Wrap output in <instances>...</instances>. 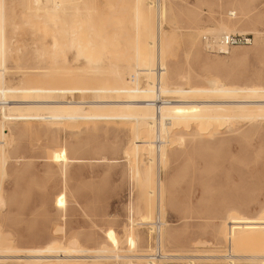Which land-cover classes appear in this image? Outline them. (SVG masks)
<instances>
[{
    "label": "rangeland",
    "instance_id": "obj_1",
    "mask_svg": "<svg viewBox=\"0 0 264 264\" xmlns=\"http://www.w3.org/2000/svg\"><path fill=\"white\" fill-rule=\"evenodd\" d=\"M18 1L5 0L8 2L5 3V9L9 18L7 15L5 17L10 22L5 21V25L8 23L4 28L5 37L11 40L9 48L12 52L8 53L11 57L7 54L6 58V65L10 71L6 77L11 85H17L19 79L20 81L31 80L36 88H43L44 95L52 96L55 95L53 92L58 93L60 89L62 90L63 87L59 86L61 83L64 87L67 85L65 88H71L79 82L81 79L79 76L84 78L85 75L79 74L78 76V73L71 71L73 68L75 71L76 66L87 67V63L81 57L78 58V53H76L77 50L79 51L78 44L80 51L83 48L85 49L83 52L87 51L84 54H90L89 58H95L92 55H96L98 58H95V63H100L101 66L108 65L110 61H117V59L125 64V61L119 57L128 58V55H132L136 50L133 45L136 42L135 37L140 35V27L138 29L137 26H133L137 22L135 18L142 12L143 15L145 13L142 5L140 12L138 7L140 5L136 0H84L86 3L81 1L83 6H81L80 0H70L74 5H70L69 0H66V3L61 2L64 0H59L63 4L62 6L59 4L61 9H55V11L54 4L50 2L49 6L53 10L50 8L52 11L41 14L43 17L39 15L44 20L41 18L33 20L34 16L32 17V14L25 10L24 3L20 4L21 1ZM76 2L78 3L76 4ZM161 3L164 4H162L164 7L166 6L162 29L169 35L173 34L171 45L166 52L168 56L164 57L167 83L205 85L206 78L215 74L227 83L245 85L258 81L264 84V72L261 71L259 79L255 77V74L259 73L261 69V58H257L254 53L256 46L264 47L262 35L264 31V0H255L252 8L247 12L242 10L235 0H163ZM125 4L129 6L126 9ZM75 5L77 6L75 7ZM18 6H24V8ZM62 8L67 11L63 12ZM68 8L71 12L68 11ZM22 9L24 15H21ZM229 9L235 11L231 16L227 12ZM72 10L76 11V14ZM90 10L92 11L90 12ZM96 12H98V17L95 16ZM114 12L117 14H113ZM48 13H53V16L56 13L58 17L56 18L59 20L55 17L52 18V15H47ZM88 13L92 14L88 15ZM143 15H141L142 19ZM89 16L94 19L97 17L98 21L92 18L96 23H88L91 22ZM102 16H109L110 19L107 17L109 20H105ZM251 16H260L262 21L251 24L247 21V18ZM69 17L71 18L69 19ZM77 17L79 21L76 19ZM82 19L90 26L80 22ZM136 19L138 20V17ZM61 20H64V23ZM74 20L81 23V28L80 23L77 26L78 23H75ZM143 20L138 21L143 22ZM25 23L28 25H24ZM84 24L85 27L87 26L86 28H82ZM91 24H97V26L100 24L101 27L95 26V28L93 25L91 28ZM219 24L226 25L234 33L241 31L250 33L254 29H258L261 34L257 38L256 46L255 39L253 40L254 45L251 43L235 46L233 47L235 48V59H226L222 58L223 54L207 50L202 39L205 34H200L196 38L193 34L195 29L204 27L216 29ZM11 25L14 26L11 27ZM64 25H67L66 34L63 31L65 30ZM15 26L17 30H15ZM74 26L79 27L80 30L75 29ZM94 28L102 34L98 33L97 35V32L93 31ZM88 29L93 34L90 35L91 32H89L90 37L87 33ZM71 31L77 35H72ZM105 33L107 34L105 35ZM123 33H126L127 39L128 36L133 35L129 38L133 39L130 40L133 41V44L129 39L125 40ZM94 34L98 40L96 36L94 38ZM112 34L114 36L121 35L123 38L121 36L120 39L116 38L119 37L118 35L113 37ZM73 36H77L74 41L77 45L70 48L69 39ZM84 36H88V38L86 39ZM193 37L195 42H192ZM85 40L90 41L87 44ZM91 41L93 44L90 43ZM97 41H99L100 47L96 43ZM101 42L104 43V48H102ZM128 42L132 46L128 47ZM82 43L87 46L84 47ZM110 43L113 44V47L110 46ZM98 47L100 51L96 50L98 52L96 53L94 49H98ZM110 47L113 48V51ZM105 48L106 53H104ZM126 49L132 54L126 53ZM98 54L100 55L98 56ZM113 54L119 55V57H114ZM38 56L39 58H37ZM221 59H224V63L221 62ZM30 66L46 67L48 71L44 75L46 74L48 77L29 72H25V75L21 71ZM55 69L56 71H54ZM67 69H70L72 75L68 74ZM155 70L157 71V69ZM53 72L54 74H52ZM23 73L24 75H21ZM67 74L71 77L68 78ZM178 74L189 75L186 81H181L177 78ZM103 75L105 76V74H101V76L98 74L89 76V78L91 77L93 80L97 76L98 80L101 77L103 81L105 78L104 82H106L107 77ZM35 77L38 78L34 79ZM73 77L77 78L76 84ZM86 77L88 78V76ZM43 78L48 80L47 88L50 89L46 88L45 90L47 83L44 84V87ZM87 78L83 79L87 80L85 83L83 80L81 83L86 84L88 81L90 84L97 83L95 80L90 82L91 80ZM51 81L56 84L60 83L57 84L59 86L57 91L58 86L50 85ZM37 84L39 85L37 86ZM13 121H8L12 129L7 136V141L10 142L6 141L7 144L4 142L0 145V149L5 152L4 154L0 150L5 156L0 153V157L3 156L1 159L5 161L0 159V242H7L13 246L30 247L32 251L25 257L27 264L53 263L54 260L47 259L50 252L49 247L52 244L63 242L73 243L76 240L86 247H95L102 243L105 246L108 245L106 248L108 247L110 252L118 247H128L124 239L127 231L131 230L133 232L136 230L137 236H135L138 241L136 249H144L152 238L147 227H150L157 212L164 220L161 228V240L164 248L191 254L195 258H202V260L187 261L188 264H229L225 261V255L228 251L230 253V242L225 235V230L229 226V230L232 231V225L227 223V219L264 217L263 120L250 123L242 120L211 122L207 126L198 120L194 123H186L187 126L181 124L175 128V136L180 135L181 137L178 140L171 138V142L166 144L165 152L150 150L149 159L146 165L144 164L147 174L143 175L140 174L141 171L137 170V167L142 168L143 162L137 163L132 154L126 158L125 146L132 137L131 132L134 131L129 122L121 124L116 120H103V123L100 120L97 123V121L84 120L91 123L89 122L90 124L87 125L82 121L85 124L79 125L81 121L79 123L75 121L74 124L73 121H66L62 125L67 126L61 127L60 123L53 122L55 126L52 122L50 125L44 120V124H41L43 121L40 120L27 122L30 125L33 123L32 126L27 123L26 125V121H23V125L20 120ZM175 121L181 120L175 119ZM71 123L74 127H70ZM133 138L135 143L139 139L136 133H133ZM53 149H65L66 160L68 157L71 158L69 160L72 162H69L65 167L63 176L61 174L62 165L50 159V155L59 153ZM63 196L64 198H62ZM130 206H135L133 212H130ZM76 237L78 238L76 239ZM110 240L114 243H109ZM109 245L116 246V248ZM226 250L228 251L225 252ZM109 251H107L108 254H111ZM203 251L205 255L209 256H202L204 255ZM198 252L200 255H196ZM104 253L101 252V254ZM62 255H64V251ZM246 257L248 256H236V264H241V262L246 264L245 262L249 259L252 264L260 261V256ZM257 257L258 259H256ZM55 262L57 264L59 261ZM67 262L70 264H111L108 259L92 261L71 259ZM67 262L64 264H69ZM0 264H10V262L5 260ZM59 264L63 263L59 262Z\"/></svg>",
    "mask_w": 264,
    "mask_h": 264
},
{
    "label": "bare ground",
    "instance_id": "obj_2",
    "mask_svg": "<svg viewBox=\"0 0 264 264\" xmlns=\"http://www.w3.org/2000/svg\"><path fill=\"white\" fill-rule=\"evenodd\" d=\"M19 1H21V2H19ZM19 1L18 2L20 4L24 3L25 10L27 12H30L32 14V17L34 16L33 20L39 19V18H41L40 16H42L44 13L53 10L49 6L50 2H51V4L52 3L54 4V7H53L54 10L60 8L59 4H61V2L66 3V0L61 1V2L59 0H19ZM81 1H83V3H86L84 0H80V2ZM136 1H137V4L140 5V6H138L140 8L139 9L140 12L142 10V7H144L143 11H145L144 15L142 12L139 15L140 17L137 16L139 21L144 19L143 22H139L136 19L137 18L136 17L135 21H137V22H135L136 25L133 26V27L137 26L138 29L140 27V29H139L140 35L138 34V37L137 38L135 37L136 42L133 45V46H135L136 50H135V52L133 51L134 53L132 54L131 51L128 52L126 49V53L132 54V55H128L129 56L128 58H126L124 56L119 57V55L116 56V54H113V55H115L114 57H119V59H122L123 61H125V64L122 63L121 60L117 59V61H119V62H117L116 60L115 61L112 60V61H110V63H108V65L101 66L100 63H95V61H96L95 58H98L96 55L91 53V54H93L92 56H94L95 58L90 57V58H92V59H90L89 58L90 54H84L85 52H87V51L83 52V50H85V49L82 48L81 49L82 51H80V45L79 44L77 45V43L74 42L76 40L77 36L76 37L73 36L74 39H73V37H70V39H71V40L69 39L70 48H74L77 45V48L79 49V51L78 50L76 51V53H78V58L81 57V59L87 63V67L86 66H82V67L76 66L75 67L76 70L74 71L73 70L74 68H73L71 71L78 73V76L80 74V75L88 76V78H89V76L92 77L93 75L100 74V76H101V74H105V76L107 77V81L104 82L105 78H103L104 79V81H103L102 78L99 76L100 80L103 81L102 82V81L98 80L99 78H97V76H95L97 79L95 77L93 80L91 77L89 79L91 80L90 82L95 80V82H97V83L90 84V83H88L89 82L88 81L86 84H82L83 83L82 80L86 79L87 77L85 78V76H84V78H83V76L82 77L79 76V78H81V79H79V82H77V84H76L77 78L73 77V80L75 79V81H74L76 84L75 86H73L71 88H65L67 85L64 87L61 85L62 83L61 84L59 83L60 85L57 83L60 87H63L62 90L60 89V92H58V93L56 92L57 94L55 92H53L55 95L46 96L43 94V90H42L43 88L42 89L36 88L33 85V81H31L30 79H29L30 81H27V79H26V81H23V80L20 81V79H19L20 83L18 82L17 85H11L8 83L9 81H7L6 75H8L7 73L10 71L6 65V60H7L6 58L9 55L8 53L11 52L10 51L11 49L9 48V46H10L9 43L11 44V42H10L11 40H10V38L8 40L5 37V29L4 28L10 22L8 21L9 19H7L5 17L8 13V12L6 13L5 3L7 4L8 2H5V0H0V145L7 141V138H8L7 136L9 134V131L12 130L8 124L9 120H14V121L20 120V121H22L21 125H23V121L24 122L26 121L25 122V124H26L27 122L32 121V120H40V121L44 120L45 122H48L50 125H51L50 122H52V124H53V122L56 124L60 123L61 127L67 126L66 124H65L66 126L62 125V123H65L66 121H73V124L75 121H78V123L81 121L79 123V125L81 123L82 124L87 123V125H88V123L90 121L85 122L84 120L97 121V123L100 120H102V121L103 120H106V121H108V120H110V121L114 120L115 121L116 120V121L121 122V124L124 122H126V123L129 122V125L132 126L131 127L132 130L134 128V131L131 132L132 137H130L131 139L127 143V146H125V152L127 153V155L125 152H124V154L127 156L126 158H128V156L130 157V155L132 154L135 157V160L137 163L143 162L142 168L137 167V170L141 171L140 174L143 175V174H147V172L144 170V167L146 165V162L149 159L150 150L165 152L166 144H168L169 141L171 142V140H172L171 138H173V140L177 138L176 140H178L181 137L180 135L175 136V128L181 124L184 125L186 123H194V122H196V120L201 121L202 123H204L205 126L211 124V122L221 123V122L230 121V120L231 121L232 120H242V121H246L247 123H250L253 121L258 122L259 120L264 121V84L259 83L258 81L254 82V83H247L245 85H237V84H233V83H227V82H225V80L223 81V79L220 78L219 76H217L215 74H213V75L211 74V76H208L206 78V84L205 85H190L188 83H185V85H173V84L167 83V74H166V67L164 65V61H165L164 59L168 56V55H166V52L171 45V39L173 37V34L171 33L172 35L171 34L169 35L165 30L162 29V23L164 22V19H165V13H166L165 7L166 6L164 7L163 6L164 4L161 3V1H163V0H136ZM235 1H236L237 5L242 10L247 12V11H250L255 0H235ZM69 3H70V5H74V4H71L72 2H70V0H69ZM77 3L78 2H76V4ZM131 4H132V2H131ZM62 5L63 4H61L60 6H62ZM141 5H142V7H141ZM16 6H17V3H16ZM24 6L23 7L18 6V7L24 8ZM76 6L77 5H75V7ZM81 6H83L82 2H81ZM9 7H10V5H9ZM124 7L126 9V7L128 8L129 6L127 4H125ZM124 7H123V10H125ZM11 8H13V7H11ZM70 8H72V7H70ZM85 8H86V6H85ZM62 9H63L62 10L63 12L67 11V10H64V8H62ZM132 9H134V8H132ZM230 9L227 12L231 16L232 14L235 13V11L233 10L234 11L233 12ZM69 10L70 9L68 8V11ZM13 11H14V9H13ZM82 11H84V10H82ZM91 11L92 10H90V12ZM11 12H12V10H11ZM11 12H9V13H11ZM23 12L24 11L22 9V13ZM69 12H71V11H69ZM98 12H96L95 16L98 15ZM136 12L138 13L139 11H136ZM171 12H172V9H171ZM22 13H21V15H24V13L23 14ZM137 13H134V14L137 15ZM52 14L48 13L47 15H52ZM89 14H92V13H88V15ZM113 14H117V13L114 12ZM8 15H7V17H8ZM11 15H12V13H11ZM55 15H56V13H55ZM55 15L54 16L52 15V18L53 17L56 18L57 15L56 16ZM63 15H65V14L63 13ZM141 15L144 16L143 19L141 18L142 17ZM37 16H38V18H37ZM69 16H70V14H69ZM61 17H63V16H61ZM90 17L91 16H89V19H90ZM97 17H96V19H94V17H91V20H90L91 22H88V21L87 22L88 23H96L95 21L96 20L98 21ZM107 17L109 18V16H106V17L102 16V18H105V20H109L110 18L108 19ZM70 18L71 17H69V19ZM92 18L95 21H93ZM241 18H242V16H241ZM76 19L78 20V17ZM83 19L80 22H83ZM10 20H11V17H10ZM41 20H44V19L41 18ZM57 20H59V19H57ZM5 21L8 22L6 25H5V23H6ZM61 21L63 22L64 20H61ZM78 21L77 22L75 21V23H78L77 26H79V23H80ZM247 21L250 22L251 24H257V23H260L262 21V19L260 16H251V17L247 18ZM131 22L133 23V20ZM131 22H129V23L131 25H133ZM83 23H86V22H83ZM88 23H86V24H88ZM26 24L27 23H25L24 25H26ZM73 24H72V26H73ZM93 25H94V27L97 26V24H93ZM93 25L91 24V28L93 27ZM99 25L100 24H98V26H97L98 28L101 27ZM13 26L14 25H11V27H13ZM88 26H90V24H88ZM66 27H67V25L65 26V30H63V31H65V34L67 32ZM86 27L84 24V27H82V28H86ZM129 27H130V25H129ZM76 28L79 29V27H75V29ZM80 28H81V23H80ZM95 28L93 29V31L95 30V32H97V35H98V33H100V31L99 32L96 31L97 29H95ZM63 29H64V27H63ZM15 30H17V27ZM71 32H73V31H71ZM89 32H91V31L90 30L87 31L88 35H89ZM225 33H234V31L232 29H229L224 24H221V25L219 24V26L216 29H213V27H212V29L210 27L209 28L204 27V28L197 29V30L195 29L193 31L195 38L198 35L200 36V34H205V35H208L211 38H213V40H216L219 36H221L222 34H225ZM250 33L253 34V40L255 39V46H256L257 38L260 37L261 32L258 29H254ZM71 34L73 35L74 32ZM71 34H70V36H71ZM81 34H82V32H81ZM101 34L102 33H100V35ZM106 34L107 33H105V35ZM123 34H125V35H123V37L125 36V38H126L125 40H128L131 36V35L130 36L127 35L129 37L127 39L126 33H123ZM90 35H93L92 32ZM90 35H89V37H90ZM117 35H115V36H117ZM95 36L96 35L94 34V38H95ZM115 36L113 35V37H115ZM118 36L119 37H116V38L120 39L122 37L121 35H118ZM64 37H66V36H64ZM102 37L104 38V35H102ZM102 37H101V40H102ZM85 38L87 39L88 36H86ZM195 38L193 37L192 42H195ZM96 39H97V36H96ZM131 39H129V41ZM93 41H96V40L93 39ZM93 41H91L90 43L93 44ZM113 41H114V39H113ZM113 41H112V43L115 42V41L114 42ZM88 42H87V44H88ZM98 42L99 41H97L96 43L99 45ZM116 42H117V40H116ZM130 42L132 43L133 41H130ZM63 44L65 45L64 42H63ZM102 44H103L102 48H104L105 45H104V43H102ZM106 44H108V43H106ZM132 44L130 45V43L128 42V47H129V45L132 46ZM252 44L254 45V41H252ZM91 45H90V47H91ZM126 45H127V43H126ZM83 46L86 47L87 45L85 46L83 44ZM110 46L113 47V44H111ZM92 47H94V46L92 45ZM99 47H100V45H99ZM99 47H98V49H94L95 47L93 48L95 50V52H96V50H98V52L100 51ZM112 47H110V48H112ZM202 49H203V47H202ZM17 50H18V48H17ZM92 50H90V51L92 52ZM105 50H106V48L104 49V51ZM132 50H134V49H132ZM111 51H113V48ZM114 51H115V48H114ZM254 51H255L254 53H255L256 57L261 58V63H260L261 69H260L259 73L255 74V77L257 79H259L261 76V71L264 72V60H263L264 59V47L262 48L260 46H256ZM13 52H14V50H13ZM98 52H96V53H98ZM106 52L107 51H105L104 53H106ZM108 52H110V51H108ZM16 53H19V52H16ZM34 53H35V51H34ZM104 53L102 52V54H104ZM222 54H223V55H221L222 58L233 60V59H235V55H234L235 54V48L232 47V49H228L226 51V53H222ZM86 55H88V56H86ZM99 55L100 54H98V56ZM103 56H106V55H103ZM37 58H39V56ZM40 59H41V57H40ZM223 60L224 59H221V62ZM97 61H99V60H97ZM154 63H156V65H154ZM223 63H224V61H223ZM157 65H158V67L155 68V66H157ZM17 68H18V66H17ZM155 69H157V71ZM67 70H65V71H67ZM21 71L24 73L29 72V73H34V74H38V75L39 74L44 75V73L47 72L48 70H46V67H44V66H30V67L25 68L24 70H21ZM54 71H56V69ZM57 71H60V70L57 69ZM62 71H63V69H62ZM24 73L21 75H24ZM64 73L66 74V72H64ZM76 73H74V74H76ZM52 74H54V72ZM55 74H57V73H55ZM60 74H63V73L60 72ZM68 74L72 75V73H70V71ZM154 74H156V75H154ZM25 75H26V73H25ZM188 75L187 74L186 75L185 74H178L177 78H179L181 81L182 80L186 81ZM44 76H46V74ZM46 77H48V76H46ZM51 77L53 78L54 76H51ZM61 77H63V76H61ZM69 77H71V76L68 75V78ZM36 78H38V77H35L34 79H36ZM66 78H67V76H66ZM34 79L32 78V80H34ZM43 79L44 80H42V82L45 81L43 83V86H44V84H46L48 80H45V78H43ZM142 80H143V82H142ZM54 81H53V83L51 81V84L50 83L49 84L50 85H52V84L57 85L56 83H54ZM86 81L87 80H85L84 83ZM35 82H37V80H35ZM37 83H39V82H37ZM34 84H36V83H34ZM38 85L39 84H37V86ZM45 86L44 87L46 90L48 83ZM59 86L56 88V91L59 89ZM68 87H70V86H68ZM64 88H65V90H63ZM54 90H55V88H54ZM157 98L158 99L161 98L162 102H160L159 104L155 103L154 101ZM175 119H180L181 121H175ZM44 121L41 124H44ZM82 121H84L85 123H83ZM114 121H112V122H114ZM36 122L38 124V121H36ZM119 122H118V124H120ZM103 123H104V121H103ZM109 123H111V122H109ZM25 124H24V126H25ZM27 124L30 125L29 123H27ZM31 124L33 125V123H31ZM73 124L70 125V127L71 126L74 127ZM32 125H30V126H32ZM53 125H55V124H53ZM77 125L78 124L76 123V126ZM185 126H187V124ZM18 127H16V128H18ZM19 128H21V127H19ZM131 133H129V134H131ZM133 133H136V136H138V138H139L136 141V143H135L134 138H133ZM7 142L5 144H7ZM135 145H136V147H135ZM62 149H58V150L53 149V151L59 152V153H58V155H50V159H51V161L59 162V164L62 165L61 166L62 167V173L61 174L63 176V175H65V169H66L65 167L67 166V164L69 162H72V161H70L71 160L70 157H68V160L70 158L69 161L66 160L67 158L64 154L65 149L64 150H62ZM2 152H0L2 155H3V153L5 154V152H3V153ZM3 156L0 157V159L3 158ZM133 156H131V157L133 158ZM15 161H17V160H15ZM100 161L102 162V160H100ZM3 162H5V161H3ZM129 164H130V162H129ZM62 198H64V196ZM134 207L133 206L129 207L130 212L131 211L133 212ZM128 220H131V219H128ZM227 223H229V225H232L231 226L232 231L229 230V226H228V229L225 230V235L229 238L228 240L230 242V248H229L230 253H228L229 252L228 250L225 251V252L228 251L227 254L225 253L226 254L225 255V261H227V263H229V264H236V262H237L236 256H248L250 258H253L255 256H260V258H261V259L259 258L260 261H258V263L255 262L254 264H264V217H257V218H252V219H249V218H247V219L232 218V219H227ZM233 226L236 228L234 229ZM147 228L150 230L151 226L147 227ZM134 230H135V228H134ZM135 232H136V230H135ZM135 232H133L132 230L129 232L127 231V234L125 235V239H124V240H126L128 247L131 249L136 248L138 245L137 244L138 241L136 238L137 235L135 234ZM77 238L78 237H76V239ZM87 239L89 240L90 238L88 237ZM115 240H117V239H115ZM118 241H119V239H118ZM109 243H114V241L110 240ZM203 245H201V246H203ZM106 246H108V245H106ZM106 246L101 243L99 245H96L95 247H86V246L82 245V243L80 241H76V240L73 243L63 242L60 244H52L49 247L50 252L48 254L47 259L59 261L63 264H64V262H67L68 260H71V259H75V260L80 261V260H84L86 257H88V259H87L88 261H92V260L98 259V255H100L101 252H105L108 254L107 251H109V250L107 249L108 247L106 248ZM109 246H113V245H109ZM114 248H116V246ZM114 248H112V249H114ZM121 248H123V247H121ZM124 248H126V247H124ZM140 250H142V249H140ZM195 250H197V249H195ZM31 251L32 250L30 247H20L19 245L13 246L7 242H5V243L0 242V262L1 261L3 262L6 260V261H9L10 264H27V260H25V257H27L28 254L30 255ZM63 251H64V255H62ZM209 251H211V250L209 249ZM221 251H222V249H221ZM232 251H233V253H232ZM109 253H111V252L109 251ZM193 253H195V252H193ZM202 253L204 254L202 256H206V257L209 256L208 254L205 255L204 251ZM259 253H261V254H259ZM196 255H200L199 252ZM222 255H224V254H222ZM191 257H193V255ZM191 257H189L188 261H190V260H202L201 257L200 258H197V257L195 258V256L193 258H191ZM248 257H246V258H248ZM222 258H224V257H222ZM209 259H212V258H209ZM256 259H258V257ZM213 260H215V259H213ZM54 261H53V263H50V264H56V262L54 263ZM59 262L57 264H59ZM67 263H69V262H67ZM96 263H98V262H96ZM245 263L246 264H252V261L249 259ZM89 264H92V263H89ZM200 264H206V263H200ZM241 264H242V262H241Z\"/></svg>",
    "mask_w": 264,
    "mask_h": 264
},
{
    "label": "built area",
    "instance_id": "obj_3",
    "mask_svg": "<svg viewBox=\"0 0 264 264\" xmlns=\"http://www.w3.org/2000/svg\"><path fill=\"white\" fill-rule=\"evenodd\" d=\"M262 35L264 39V31ZM202 39L209 52L222 54L232 47L251 44L253 35L247 32H235L222 34L216 40H213L208 35H204ZM154 102L159 104L162 101L161 98H157ZM163 224L164 220L161 218L160 213L157 212L150 223L152 238L146 248L142 250L129 247L116 248L111 254L98 255V259H108L111 264H188L187 261L192 256L191 254H184L163 247L161 240ZM87 259L88 257L84 260L86 261Z\"/></svg>",
    "mask_w": 264,
    "mask_h": 264
}]
</instances>
